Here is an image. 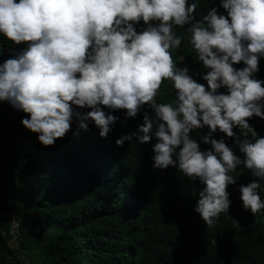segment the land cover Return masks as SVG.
<instances>
[{
  "label": "clouds",
  "instance_id": "1",
  "mask_svg": "<svg viewBox=\"0 0 264 264\" xmlns=\"http://www.w3.org/2000/svg\"><path fill=\"white\" fill-rule=\"evenodd\" d=\"M197 8V0H0V37L15 45L0 59V102L26 114L21 125L43 146L73 123H92L106 138L119 119L113 112L123 110V122L141 115L116 145L150 143L153 168L172 166L198 181L194 211L211 229L221 214L233 219L228 187L240 165L253 177L238 186L243 210H264V136L249 123L264 120V79L256 75L264 0H218L200 18ZM185 26L206 84L174 60L185 38L175 28ZM165 81L175 99L158 102ZM205 126L200 142L210 148L201 149L191 133ZM217 130L224 135L214 138Z\"/></svg>",
  "mask_w": 264,
  "mask_h": 264
},
{
  "label": "trees",
  "instance_id": "2",
  "mask_svg": "<svg viewBox=\"0 0 264 264\" xmlns=\"http://www.w3.org/2000/svg\"><path fill=\"white\" fill-rule=\"evenodd\" d=\"M197 3L200 18L218 0ZM186 27L175 28L185 38L173 51L174 60L206 84L201 78L206 69L191 48ZM9 47L15 45L0 37V59L8 57ZM259 67L256 75L264 79V58ZM174 99L171 82L165 81L157 101ZM112 114L119 119L106 138L92 123L87 129L73 123L54 146H43L36 133L21 125L26 114L0 102V190L8 191L13 205L0 215V264H264V210L253 216L239 199L238 186L253 179L249 170L238 166L237 183L228 187L233 219L221 214L209 229L194 211L202 185L172 166L153 168L150 143L133 138L117 146L116 139L133 132L142 118L138 114L123 122V110ZM249 123L264 136V120L253 117ZM207 131L205 126L191 135L200 142ZM235 131L243 138L240 129ZM223 135L217 130L214 138ZM226 142L242 155L232 139ZM260 192L264 198V186ZM10 211L21 218L19 249L8 244ZM26 222L44 223L48 234L32 242L23 235Z\"/></svg>",
  "mask_w": 264,
  "mask_h": 264
},
{
  "label": "rangeland",
  "instance_id": "3",
  "mask_svg": "<svg viewBox=\"0 0 264 264\" xmlns=\"http://www.w3.org/2000/svg\"><path fill=\"white\" fill-rule=\"evenodd\" d=\"M0 185H1V181H0ZM5 190V189H4ZM12 204L10 203V199H9V193L7 190L3 191L0 190V215L2 214H6L9 209H12ZM35 215L37 216V213H35ZM46 226L44 225V223H39L38 225L34 226L31 222H26L23 225V235H26L25 237H28L32 242H39L41 240H43L47 234H48V230H46L45 228ZM25 232H28L25 234ZM23 239V238H22ZM9 246L19 249V246H17V242H13L12 240L8 241ZM36 257H32V259H29L28 263L36 260Z\"/></svg>",
  "mask_w": 264,
  "mask_h": 264
},
{
  "label": "built area",
  "instance_id": "4",
  "mask_svg": "<svg viewBox=\"0 0 264 264\" xmlns=\"http://www.w3.org/2000/svg\"><path fill=\"white\" fill-rule=\"evenodd\" d=\"M16 221H21V218L14 214L12 211L9 212V233L11 235V240L13 242H18L20 239V229H21V223L19 228L15 227Z\"/></svg>",
  "mask_w": 264,
  "mask_h": 264
}]
</instances>
